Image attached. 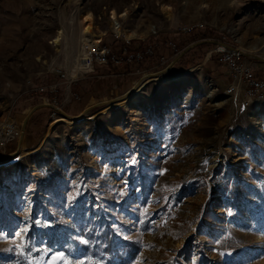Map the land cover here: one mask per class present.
<instances>
[{
	"label": "rangeland",
	"instance_id": "374dc122",
	"mask_svg": "<svg viewBox=\"0 0 264 264\" xmlns=\"http://www.w3.org/2000/svg\"><path fill=\"white\" fill-rule=\"evenodd\" d=\"M104 7L127 12L126 29L156 27L130 43L185 25L221 36L193 42L210 46L189 77L80 126L59 123L40 151L0 167V264H264V92L245 73L264 81L263 0H0V123L25 124L45 104L22 147V135L0 143V158L36 149L55 117L97 112L146 79L72 71L86 12L111 42L127 41ZM239 48L240 69L223 67L219 51ZM184 50L168 75L193 59Z\"/></svg>",
	"mask_w": 264,
	"mask_h": 264
},
{
	"label": "bare ground",
	"instance_id": "6f19581e",
	"mask_svg": "<svg viewBox=\"0 0 264 264\" xmlns=\"http://www.w3.org/2000/svg\"><path fill=\"white\" fill-rule=\"evenodd\" d=\"M264 1V0H263ZM235 2V1H234ZM163 10L171 14L173 11V8L170 6V4L163 5ZM105 13L110 14V28L111 30L118 36L122 37L126 40H132V39H145L149 36V33L151 30L156 29L155 26H150L148 31H139L137 29H126L123 27V24L121 22V17L127 15V12L123 13L122 15H118L115 10H111L110 8L104 7ZM99 20V17L94 15L91 12H86L83 16L81 21L79 22L81 25V42L83 44L81 45V53L79 55V58L77 59V64L75 63L74 69L72 71L75 72V70H83L80 67V64L82 63V58L85 56V53L87 52V46L90 44V42H97L104 36L106 30L100 29V27H97L95 29L93 23L96 22V20ZM97 20V21H98ZM66 35L64 33L63 29H59L55 35L54 40L52 41L55 45H60L63 40L65 39ZM105 38V37H104ZM221 50H225V46H220ZM236 53L243 52L242 48H239L235 50ZM79 64V65H78ZM85 70V68H84ZM196 70L195 67L187 69L182 72H176L174 74L168 75L163 72L156 74L155 76L149 77L143 86L142 84L135 86L133 89H131L126 95L123 97H120L116 100H112L108 105L103 107L97 112L90 113V114H83L79 115L77 117H64L59 116L55 117L54 120L49 124V127L47 129L46 135L44 136L42 142L39 144V146L32 150V151H25L20 150V152L17 154V156L7 160L3 161L0 160V167L3 166H9L12 164H15L22 159L26 158L30 153L38 152L41 150V148L44 146V144L47 142V139L49 135L55 131L56 125L59 123H64L69 126H80L84 123H86L89 120H93L97 118L100 114H107L111 110H119L120 108L127 106L128 104H136L140 100V95L152 84L158 83V84H166L181 78L189 77L194 71ZM25 118L24 116L22 117ZM24 132V124L23 120L21 119L17 125L14 124L13 119H8L6 122L0 123V143L4 145L7 141L15 138L16 136L22 135Z\"/></svg>",
	"mask_w": 264,
	"mask_h": 264
},
{
	"label": "built area",
	"instance_id": "2783aa9c",
	"mask_svg": "<svg viewBox=\"0 0 264 264\" xmlns=\"http://www.w3.org/2000/svg\"><path fill=\"white\" fill-rule=\"evenodd\" d=\"M97 24L98 21L96 20V22L93 23L95 29L97 28ZM192 28L193 27L185 25V27H183L181 31L188 32ZM167 35V48L170 53L169 55L161 54L157 57L155 45H148L144 48L129 50L127 44H129L130 42L128 40V42L125 41L123 44H121L122 50L120 52H116L111 46L104 44V37L107 36L105 33L100 40H98L97 42H90V44L87 46V52L82 58L83 67L85 68V70L94 71L97 66L116 67L122 66L124 64L128 65L131 63H136L138 65L147 63L146 65H143L142 67L138 68L136 71L126 72L122 75L142 74L146 76V79L144 80L146 81L150 76H155L156 74H159L161 72H166V74H169L171 72V69L174 67V63L176 62L181 51L173 38V36L175 35L174 32H169ZM219 52L224 54L221 58V63L223 67H227L231 70L240 69L239 62L237 61L238 54L235 51L220 50ZM245 73L248 86L251 88V90L254 89L257 91L264 92V81H261L259 78H257V76L250 69H246ZM147 82L148 81L144 82L143 84L140 82L139 83L142 84L141 86H143Z\"/></svg>",
	"mask_w": 264,
	"mask_h": 264
},
{
	"label": "trees",
	"instance_id": "16d2710c",
	"mask_svg": "<svg viewBox=\"0 0 264 264\" xmlns=\"http://www.w3.org/2000/svg\"><path fill=\"white\" fill-rule=\"evenodd\" d=\"M209 35H211L210 37H215V38H218V37L221 36L216 31H212L211 32V31H208V30L204 31V29H195V30H191L190 32H187V33L175 34L173 36V38H174L175 42L177 43L179 49L180 50H184V48L187 47L188 45H190L191 43L196 42V41H200V40H203V39H207L209 37ZM114 39H115V41L111 42L108 39V35H107V36H105L103 42H104L105 45L111 46L114 51L120 52L122 50L121 49V44H120L119 41H117L116 38H114ZM167 39H168V35L164 34V35L159 36V37L148 38L145 42L140 41V40H133L130 44H127V47H128L129 50H134V49H137V48H144L145 46H148V45H155L156 46V51H157V57L160 56L161 54L169 55L170 52H169V50L167 48ZM209 46H210V44L203 43V44H200V45L192 48L191 50H189V52L184 54L182 56V58L188 57L187 55H192L193 56V59L190 60L189 62H186L184 67L186 69H189L190 67L196 66L198 64V63H196L197 62L196 58H198V60L203 59L204 50H206V48L208 49ZM197 55H200V56L196 57ZM210 60H212L213 62L215 60L217 63H219V66H221V64L219 62V59L217 57L212 56ZM199 63H200V61H199ZM146 64L144 63V64H141V65H138L136 63H131V64H128V65L124 64L122 66H116V67H114V66H102V67L112 68L114 73H116L120 77L121 74L126 73V72L136 71L138 68H140V67H142L143 65H146ZM98 71L100 72V66L98 68ZM125 76H126V74L123 77H125ZM47 93H49V92H47ZM50 96H51V94H50ZM107 239H108V244L106 245V248H107L108 251H110V250L113 249V246L115 244H114V241L112 240L111 237H107ZM129 251H130V248L126 247V248H124V252L123 253H127L128 254ZM120 257L123 258L124 255L122 254Z\"/></svg>",
	"mask_w": 264,
	"mask_h": 264
},
{
	"label": "water",
	"instance_id": "95a60500",
	"mask_svg": "<svg viewBox=\"0 0 264 264\" xmlns=\"http://www.w3.org/2000/svg\"><path fill=\"white\" fill-rule=\"evenodd\" d=\"M204 42H208V41L205 40V41H201V42H197V43H193V44L189 45L188 48H186V49L184 50V52L182 53V55H183L185 52L191 50L193 47L199 45L200 43H204ZM44 105H45V104H41V105L35 106V107H33V108L30 110V112L28 113V116H27V118H26V120H25V124H24V126L26 125L27 120L31 117V115H32L37 109H39L40 107H43ZM23 142H24V134H22V138H21V140H20V147H22ZM0 160H2V159L0 158Z\"/></svg>",
	"mask_w": 264,
	"mask_h": 264
}]
</instances>
